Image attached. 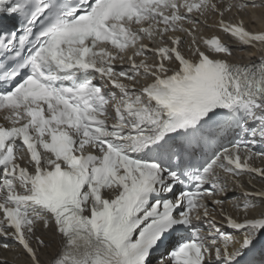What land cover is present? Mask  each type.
<instances>
[{"label":"bare ground","instance_id":"1","mask_svg":"<svg viewBox=\"0 0 264 264\" xmlns=\"http://www.w3.org/2000/svg\"><path fill=\"white\" fill-rule=\"evenodd\" d=\"M244 18L250 29L252 30L264 29V7L261 8L259 11H254L252 9H249V11L244 14ZM235 50L236 49H234V51ZM254 58H255V53L254 54L249 53L243 56L242 61H250V60L253 61ZM231 195H233V193H231ZM260 210L262 209L257 208L256 210H253V213L256 215ZM42 231H43L42 227L39 226L36 233L40 235L44 240L51 242L49 246L41 249V251H38L40 260L45 262L46 260L52 258L55 252L57 251V245H56L57 243L55 242L57 239L52 231H44V232ZM240 242H241V236L236 237V244L239 245ZM3 256H5L6 261L2 264H30L29 261L25 259V257L19 255V251H15V252L4 251Z\"/></svg>","mask_w":264,"mask_h":264}]
</instances>
